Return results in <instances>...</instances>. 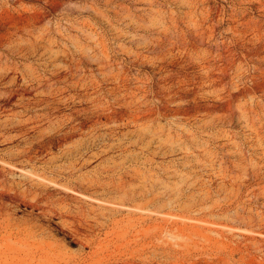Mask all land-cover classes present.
Here are the masks:
<instances>
[{
  "label": "rangeland",
  "instance_id": "obj_1",
  "mask_svg": "<svg viewBox=\"0 0 264 264\" xmlns=\"http://www.w3.org/2000/svg\"><path fill=\"white\" fill-rule=\"evenodd\" d=\"M0 264H264V0H0Z\"/></svg>",
  "mask_w": 264,
  "mask_h": 264
}]
</instances>
